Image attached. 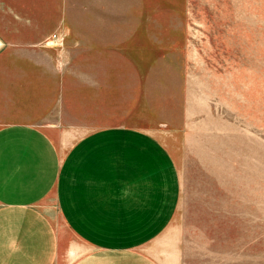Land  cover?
Returning a JSON list of instances; mask_svg holds the SVG:
<instances>
[{
    "label": "rangeland",
    "instance_id": "obj_1",
    "mask_svg": "<svg viewBox=\"0 0 264 264\" xmlns=\"http://www.w3.org/2000/svg\"><path fill=\"white\" fill-rule=\"evenodd\" d=\"M58 1L78 132L140 128L176 161L169 263L264 264V0Z\"/></svg>",
    "mask_w": 264,
    "mask_h": 264
},
{
    "label": "crops",
    "instance_id": "obj_2",
    "mask_svg": "<svg viewBox=\"0 0 264 264\" xmlns=\"http://www.w3.org/2000/svg\"><path fill=\"white\" fill-rule=\"evenodd\" d=\"M61 14L0 0V264H170L155 242L182 204L176 161L140 128L78 132Z\"/></svg>",
    "mask_w": 264,
    "mask_h": 264
}]
</instances>
